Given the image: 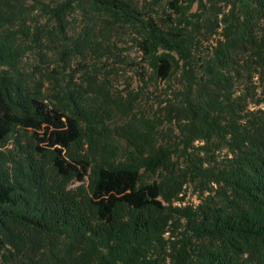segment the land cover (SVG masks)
<instances>
[{
  "label": "trees",
  "instance_id": "trees-1",
  "mask_svg": "<svg viewBox=\"0 0 264 264\" xmlns=\"http://www.w3.org/2000/svg\"><path fill=\"white\" fill-rule=\"evenodd\" d=\"M162 1L163 25L127 0H0L3 262L264 264V0ZM74 13L86 27L71 40ZM96 18L131 27L151 77L179 84L161 108L175 149L156 144L157 116L109 126L108 106L131 104L92 76L48 98L20 66L47 36L61 62L81 54Z\"/></svg>",
  "mask_w": 264,
  "mask_h": 264
},
{
  "label": "rangeland",
  "instance_id": "rangeland-1",
  "mask_svg": "<svg viewBox=\"0 0 264 264\" xmlns=\"http://www.w3.org/2000/svg\"><path fill=\"white\" fill-rule=\"evenodd\" d=\"M127 1L142 10L145 16L155 19L161 25L168 23V19L173 16L164 1L157 5H152L151 0ZM207 2L208 0H203V3ZM102 22L101 18H96L94 21L95 27L99 29V38L90 39L81 54H71L66 62H61L60 50L63 49V46L54 42L52 37H44L37 47H33L29 41H26L27 51L20 66L31 72L34 78L42 80V89L48 98L59 91L61 85L65 86L68 81L72 85H80L85 88L86 78L92 76L95 85L105 83L107 89L121 97V104L125 105V101H129L131 104L128 115L122 114L114 104H110L108 108L113 111L109 116V126L112 128L124 126L133 119V114L137 118L145 120L157 116L161 121L156 130V144L175 149L178 142L175 129L166 122L162 116L161 108L167 99L172 98L173 93L179 88V84L175 79L157 81L151 77L150 72L146 69V63L137 49L134 40L136 33L131 27L118 24L111 28H103ZM39 26L44 36L52 30V27L44 19L39 21ZM85 27L84 19L78 13L72 14L69 17L67 38L77 39ZM201 46L203 50L208 48L209 44L201 42L199 50ZM90 94L93 93L90 92ZM175 155L177 156L174 158L176 166L184 167V158L178 153ZM78 185L75 183L70 188L74 189ZM183 197L184 205L198 203L192 186L185 188ZM0 264L7 263L0 259Z\"/></svg>",
  "mask_w": 264,
  "mask_h": 264
}]
</instances>
